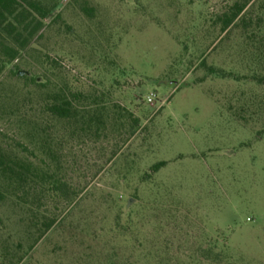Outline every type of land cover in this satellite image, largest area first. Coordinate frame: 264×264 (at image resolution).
<instances>
[{
  "label": "rangeland",
  "instance_id": "rangeland-1",
  "mask_svg": "<svg viewBox=\"0 0 264 264\" xmlns=\"http://www.w3.org/2000/svg\"><path fill=\"white\" fill-rule=\"evenodd\" d=\"M17 1L0 155L64 187L0 171V264H264V0L228 33L236 0ZM70 92L106 111L100 135L47 112ZM114 106L140 118L132 136Z\"/></svg>",
  "mask_w": 264,
  "mask_h": 264
},
{
  "label": "trees",
  "instance_id": "trees-1",
  "mask_svg": "<svg viewBox=\"0 0 264 264\" xmlns=\"http://www.w3.org/2000/svg\"><path fill=\"white\" fill-rule=\"evenodd\" d=\"M253 0H236L231 4L228 9L222 14V33H228L232 27L236 25V21L241 20L245 25L250 23L246 19V12L249 7L253 4ZM33 8L39 9V7L34 3L30 2L29 4ZM18 1L17 0H0V28L4 31H7L8 34L15 33V35L21 36L22 32L19 31L18 26H16L12 21H9V17H17L20 15L17 13ZM84 11L87 15H93V8L84 7ZM21 24V23H19ZM18 24V25H19ZM41 26V22H38L33 29L30 31L29 35L33 36ZM25 28H27L25 26ZM2 39V34L0 32V51L4 52L10 61H13L19 55V49L13 46L6 44ZM25 42H23L24 44ZM211 73H215L214 68H209ZM261 81H264V76ZM82 94L70 92V95L65 94H54L52 96V102H49L46 106L47 112L51 116L63 120L69 124L76 123V126L80 124V129L82 131H92L96 132L97 135H100V126H105L106 120L103 117L105 110L102 112L100 110H82L81 106L77 105L76 102L80 101ZM119 110H114L118 114V118L123 121L126 120L128 123L129 135L132 136L138 126L140 125V118L135 116V114L127 109L120 106H114ZM115 113V114H116ZM110 117V116H109ZM116 120V119H115ZM124 121V122H126ZM95 125V129H93ZM126 127V123L124 124ZM166 161H159L152 165L151 170L153 173L158 172L163 166L166 165ZM0 171L5 179L11 186L17 188L26 187L29 185V182L32 180V183L40 184V188L34 186L35 196H38L41 192V184L45 185L47 182H50L53 186V189L56 191H62L64 183L61 179L57 177V174L50 169L48 166L47 169L39 168L33 163L26 162L22 159L17 160H6L4 155H0ZM24 192V191H23ZM29 195V193L27 194ZM55 218H48L45 223V231L50 230L55 224Z\"/></svg>",
  "mask_w": 264,
  "mask_h": 264
},
{
  "label": "water",
  "instance_id": "water-1",
  "mask_svg": "<svg viewBox=\"0 0 264 264\" xmlns=\"http://www.w3.org/2000/svg\"><path fill=\"white\" fill-rule=\"evenodd\" d=\"M19 74L23 75L25 74V71H20ZM172 83H175V82H172Z\"/></svg>",
  "mask_w": 264,
  "mask_h": 264
},
{
  "label": "built area",
  "instance_id": "built-area-1",
  "mask_svg": "<svg viewBox=\"0 0 264 264\" xmlns=\"http://www.w3.org/2000/svg\"><path fill=\"white\" fill-rule=\"evenodd\" d=\"M149 101H153V98H152V97H150V98H149Z\"/></svg>",
  "mask_w": 264,
  "mask_h": 264
}]
</instances>
